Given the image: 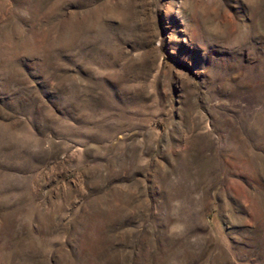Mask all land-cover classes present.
Returning <instances> with one entry per match:
<instances>
[{
	"label": "rangeland",
	"instance_id": "374dc122",
	"mask_svg": "<svg viewBox=\"0 0 264 264\" xmlns=\"http://www.w3.org/2000/svg\"><path fill=\"white\" fill-rule=\"evenodd\" d=\"M0 264H264V0H0Z\"/></svg>",
	"mask_w": 264,
	"mask_h": 264
}]
</instances>
